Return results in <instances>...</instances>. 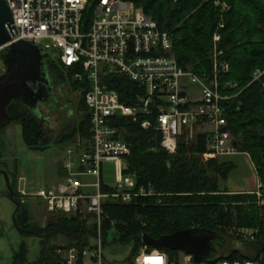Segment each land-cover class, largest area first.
<instances>
[{"label":"trees","instance_id":"obj_1","mask_svg":"<svg viewBox=\"0 0 264 264\" xmlns=\"http://www.w3.org/2000/svg\"><path fill=\"white\" fill-rule=\"evenodd\" d=\"M125 1L133 2L158 22L162 30L170 32L179 65L199 75L211 76L214 73V36L224 18V28L219 30L222 35L219 51L222 54L218 58L230 65V71L220 75L219 82L221 87L227 83L237 85L234 89H226L231 98L222 104L227 112V130L234 137L233 145L237 152L250 156L264 195V0ZM218 1L229 6L227 13H223L220 6L216 7ZM48 67L54 77L68 82L72 91L80 93L78 110L85 114L79 126L59 141L69 142L77 135L90 140V113L85 100L88 83L74 81L72 73L57 62H48ZM258 71L263 75L256 79ZM104 82L117 91L121 102L128 106L135 105L142 94L136 83L122 76L105 77ZM8 114L10 122L0 130L11 123H18L22 128V140L28 148L41 151L50 148L55 139L30 109L14 101L8 107ZM148 119L155 121L154 116L140 117L141 122ZM117 126L125 132L124 140L131 146L128 169L124 174L135 179L134 192L139 194L144 190L146 193L130 204L108 201L104 205L107 218L101 228L103 246L112 234L115 244L133 246L129 259L132 261L146 247L142 241L144 235L158 239L178 231L202 228L217 232L220 238L217 242L219 252L213 255V262L264 263V207L257 205V198L252 193H230L221 186L236 168L232 160L205 162L203 156L208 148L202 134H198L191 145L183 137L177 154L170 155L161 146L162 135L159 132L144 130L140 123L126 119ZM4 165L0 170L7 171ZM15 170L18 173L17 164ZM10 178L14 199L21 206L16 214L20 233L26 237L39 234L50 238L52 234H61L66 239L64 246L53 247H46V239L42 240L43 248L34 261L29 260L28 245L22 242L11 264H60L58 250L74 246L84 249L90 245L89 239L98 236L94 216H59L47 228L35 229L30 223L28 205L22 201L18 190L16 173ZM103 191L112 192L114 189L103 185ZM7 196L10 198L9 191ZM248 202L251 205L244 207ZM243 228L258 230L253 241L236 234ZM233 230H236L234 235L229 234ZM234 242L242 243L244 251L234 248ZM147 250L163 252L172 263L180 264L181 251L150 247ZM192 263H195L193 259Z\"/></svg>","mask_w":264,"mask_h":264},{"label":"built area","instance_id":"obj_2","mask_svg":"<svg viewBox=\"0 0 264 264\" xmlns=\"http://www.w3.org/2000/svg\"><path fill=\"white\" fill-rule=\"evenodd\" d=\"M14 20L12 42L25 41L43 52H58L62 67L72 73L76 82L89 85L85 96L90 113V140L68 149L62 163L65 176L52 186L28 192V179L19 178L18 190L22 201L35 199L47 214L76 218L94 216L98 226L96 244L84 249H60V264H104L101 228L108 202L130 204L145 195L134 192L133 177L122 179L131 155V146L122 138L117 126L121 120L140 123L144 130L162 135L161 146L170 155L178 152L181 139L192 142L195 131L203 128L208 152L206 160L238 154L233 135L228 127L223 102L230 100L221 87L219 76L230 71L228 63L215 62L214 76L208 78L182 68L174 55L173 36L160 28L151 16L133 2L125 0H5ZM224 28L220 23L219 30ZM216 43L221 35L214 36ZM10 43V44H11ZM0 47V76L5 72ZM217 54V51H216ZM263 75L256 73V79ZM122 76L136 83L142 90L135 105L121 102L120 94L104 82L105 77ZM200 87V98L195 99L189 88ZM155 117V121H140V117ZM114 162L118 167V187L103 191L104 163ZM88 179H92L91 181ZM260 187H262L260 185ZM258 230L242 233L253 241ZM175 264L158 250H142L135 264ZM191 264H264L262 261L231 262L228 260ZM8 264V263H5Z\"/></svg>","mask_w":264,"mask_h":264},{"label":"rangeland","instance_id":"obj_3","mask_svg":"<svg viewBox=\"0 0 264 264\" xmlns=\"http://www.w3.org/2000/svg\"><path fill=\"white\" fill-rule=\"evenodd\" d=\"M216 7H221L223 13L229 11V6L216 2ZM224 18H222V23ZM216 33L220 34L217 28ZM221 35V34H220ZM222 37V35H221ZM222 41V39H221ZM214 40V55H213V65L215 69V62L219 60V56L222 52L219 51V44ZM217 51V54H216ZM45 72L47 78L50 81V87L53 90V98L49 102H45L39 105L38 108L31 109L33 114L40 119L44 124L46 131L50 132L53 139V143L47 150H32L28 148L22 140V128L18 123H11L8 128L0 130V168L3 167V163L6 166L8 173L13 175L16 173L18 178L26 177L28 179L27 190L30 193L35 194L39 189L51 186L57 176L58 168L62 167V163L67 155V151L70 148L78 146L81 142L85 144L87 139H84L77 135L75 138L69 142H60L59 140L64 136L68 135L70 131L79 126V123L84 118V113L79 111V101L80 93L72 91V88L68 85V82H63L60 79L54 77L50 72L48 67V62L58 61V52L53 49H45ZM208 78H212L213 75H206ZM221 85V83H220ZM229 83L226 84V87ZM192 96L195 99L200 98V87L198 85H191L189 88ZM196 136L203 133V128L195 131ZM125 132H122L121 136L124 139ZM234 138V137H233ZM189 145L193 142L186 141ZM204 161H210L217 159L218 161H231L235 164L236 168L229 177L226 183L221 186L223 189H237L245 187L247 188H257V179L260 184V179L256 178V167L252 163L251 158L248 154L238 153L234 156H219L206 160L203 156ZM18 166V173L15 172V166ZM127 166V161H122V167ZM103 170V181L104 184L109 187H118L119 173L116 163L107 162L104 163ZM9 175V176H10ZM258 176V175H257ZM127 176L123 175L122 179ZM92 180V179H88ZM261 185V184H260ZM259 185V189L255 191L254 194L257 198V205L261 208L264 207V195H262ZM7 185L4 177H0V264H11L13 256L19 251L22 242H26L29 251V260L34 261L37 259L43 248L42 240L46 241V247L53 246H64L66 244V239L61 234H52L51 238L44 235L29 236L26 237L20 233V231L15 227L14 224V214L16 211V205L7 196ZM24 203H27L30 211V223L35 229H45L50 224L55 223L58 216H52L46 213L44 207L38 204L35 199H27ZM251 203H245L244 207L250 206ZM16 217V215H15ZM84 218V217H83ZM255 229H238L230 231L229 234L234 235L238 233L241 237L242 233H250ZM33 231V230H30ZM25 232L27 233L28 230ZM244 238V237H243ZM245 239V238H244ZM90 244H96V239H89ZM234 248L244 251V246L242 243L234 242L232 245ZM145 249V247L143 248ZM142 249V250H143ZM133 246H121L113 242V235L111 234L107 244L103 246L104 264H134L136 258L134 257L132 261L129 259L132 255ZM141 250V252H142ZM148 251V250H147ZM58 252V251H57ZM222 253V252H221ZM225 253V252H223ZM250 253V252H249ZM141 254V253H140ZM58 255V254H57ZM187 255L184 252H180L179 263L186 264Z\"/></svg>","mask_w":264,"mask_h":264},{"label":"water","instance_id":"obj_4","mask_svg":"<svg viewBox=\"0 0 264 264\" xmlns=\"http://www.w3.org/2000/svg\"><path fill=\"white\" fill-rule=\"evenodd\" d=\"M14 20L12 12L5 0H0V47H4L2 60L5 72L0 76V127L10 122L8 107L14 101H21L32 109L33 104L49 100L50 81L43 72L45 66L44 54L41 49L25 41L12 42ZM11 43V44H10ZM10 192V199L16 205L14 224L19 230L15 215L20 210V204L14 199L11 178L6 170H0ZM20 231V230H19ZM220 240L217 232L202 228H191L164 235L155 239L144 235L142 241L148 248H167L182 251L192 257L195 263L213 262L215 243Z\"/></svg>","mask_w":264,"mask_h":264},{"label":"crops","instance_id":"obj_5","mask_svg":"<svg viewBox=\"0 0 264 264\" xmlns=\"http://www.w3.org/2000/svg\"><path fill=\"white\" fill-rule=\"evenodd\" d=\"M7 128H8V126H7ZM64 176H65V172H64V170H63V167H60V168H58V171H57V176H56V178H55V180H54V182H53V184L52 185H57V184H59L62 180H63V178H64ZM256 178H259L258 176H257V172H256ZM261 184V183H260ZM259 182H258V179H257V188H252V189H250V188H246L245 189V187H242V188H237V189H232V190H228L230 193H254L255 191H257L258 189H259ZM51 185V186H52ZM189 256H187L186 257V259H185V261H186V264H191L190 262H189ZM180 264H182V263H180Z\"/></svg>","mask_w":264,"mask_h":264},{"label":"flooded vegetation","instance_id":"obj_6","mask_svg":"<svg viewBox=\"0 0 264 264\" xmlns=\"http://www.w3.org/2000/svg\"><path fill=\"white\" fill-rule=\"evenodd\" d=\"M43 72L45 73V75H46V72H45V66H44V68H43ZM47 76V75H46ZM50 91V98H49V100H44V101H41V102H38L37 104H33L32 105V109H34V108H38L39 107V105H41V104H43V103H45V102H49V101H51V100H54V98H53V90L52 89H50L49 90ZM25 100L26 98H25V96L23 95V96H21V101H19L20 103H22L25 107H27L25 104H24V102L22 101V100ZM28 109H29V107H27ZM1 117V116H0ZM218 246H219V244H217V242L215 243V245H214V247H215V251L218 253L219 251L217 250V248H218Z\"/></svg>","mask_w":264,"mask_h":264},{"label":"bare ground","instance_id":"obj_7","mask_svg":"<svg viewBox=\"0 0 264 264\" xmlns=\"http://www.w3.org/2000/svg\"><path fill=\"white\" fill-rule=\"evenodd\" d=\"M152 260H153V259H152ZM153 262H154L155 264H158V263H159L158 260H153Z\"/></svg>","mask_w":264,"mask_h":264}]
</instances>
